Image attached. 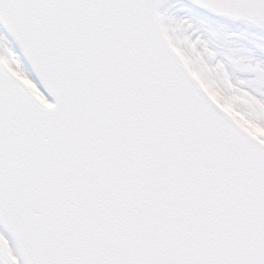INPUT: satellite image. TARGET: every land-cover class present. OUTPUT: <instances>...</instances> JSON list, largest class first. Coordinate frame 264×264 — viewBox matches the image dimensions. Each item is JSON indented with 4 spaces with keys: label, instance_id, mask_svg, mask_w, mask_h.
Listing matches in <instances>:
<instances>
[{
    "label": "snow or ice",
    "instance_id": "snow-or-ice-1",
    "mask_svg": "<svg viewBox=\"0 0 264 264\" xmlns=\"http://www.w3.org/2000/svg\"><path fill=\"white\" fill-rule=\"evenodd\" d=\"M0 264H264V0H0Z\"/></svg>",
    "mask_w": 264,
    "mask_h": 264
},
{
    "label": "rangeland",
    "instance_id": "rangeland-1",
    "mask_svg": "<svg viewBox=\"0 0 264 264\" xmlns=\"http://www.w3.org/2000/svg\"><path fill=\"white\" fill-rule=\"evenodd\" d=\"M226 107H229V110H230V106L226 105Z\"/></svg>",
    "mask_w": 264,
    "mask_h": 264
}]
</instances>
